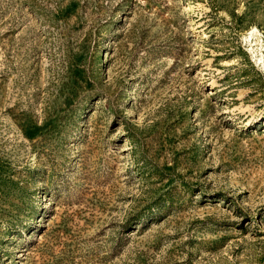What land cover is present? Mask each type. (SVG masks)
Wrapping results in <instances>:
<instances>
[{
  "label": "rangeland",
  "instance_id": "rangeland-1",
  "mask_svg": "<svg viewBox=\"0 0 264 264\" xmlns=\"http://www.w3.org/2000/svg\"><path fill=\"white\" fill-rule=\"evenodd\" d=\"M0 264H264V0H0Z\"/></svg>",
  "mask_w": 264,
  "mask_h": 264
}]
</instances>
